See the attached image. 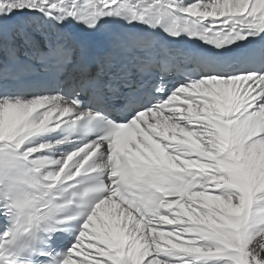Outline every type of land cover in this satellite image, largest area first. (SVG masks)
<instances>
[{
	"label": "snow or ice",
	"instance_id": "obj_1",
	"mask_svg": "<svg viewBox=\"0 0 264 264\" xmlns=\"http://www.w3.org/2000/svg\"><path fill=\"white\" fill-rule=\"evenodd\" d=\"M0 264H264V0H0Z\"/></svg>",
	"mask_w": 264,
	"mask_h": 264
}]
</instances>
